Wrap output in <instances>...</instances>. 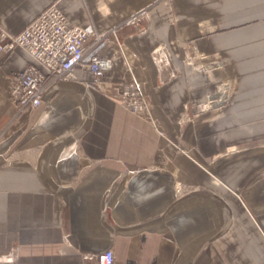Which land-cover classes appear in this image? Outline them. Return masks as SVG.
Masks as SVG:
<instances>
[{
	"label": "crops",
	"instance_id": "crops-1",
	"mask_svg": "<svg viewBox=\"0 0 264 264\" xmlns=\"http://www.w3.org/2000/svg\"><path fill=\"white\" fill-rule=\"evenodd\" d=\"M52 4L88 31L122 27L97 49L112 59L104 91L77 67L16 116L13 75L47 72L19 47L0 58V264H91L83 254L107 250L120 264H264V0H0V35ZM183 42L217 68L187 76ZM160 46L174 76L152 62ZM220 75L232 79L220 119L181 127ZM133 79L144 115L113 97ZM175 181L200 189L176 198Z\"/></svg>",
	"mask_w": 264,
	"mask_h": 264
},
{
	"label": "built area",
	"instance_id": "built-area-1",
	"mask_svg": "<svg viewBox=\"0 0 264 264\" xmlns=\"http://www.w3.org/2000/svg\"><path fill=\"white\" fill-rule=\"evenodd\" d=\"M140 15L132 17L124 25L137 24ZM122 27L118 25L110 30L100 33L88 31L81 27L72 25L63 15L59 8L52 4L40 13L20 33L0 35V58L10 55L15 48L25 50L31 58L46 70L43 74L33 65H27L12 77L9 90L10 100L13 103L16 114L25 111H33L42 103V95L50 81L75 79L73 71L77 67L86 66L92 75L89 85L101 87L103 75L112 68V60L102 57L97 49L104 44L116 42L118 44L117 32ZM195 57L192 61L183 64L186 67L199 69L206 56L192 51ZM154 55H158L159 62H156ZM188 54H185V57ZM152 62L159 70L171 69V62L164 47H156L151 53ZM124 64L128 67V62ZM179 73L178 69H172L170 74L174 76ZM123 87L118 89L117 96L119 105L131 114L144 115L148 105L143 96L140 84L133 79L130 82H123ZM216 88L215 93L207 96L204 106H217L219 111L229 103V92H222ZM203 105V104H202ZM50 103H46L43 110L48 109ZM82 260L91 264H120L116 263L111 250L99 254H83Z\"/></svg>",
	"mask_w": 264,
	"mask_h": 264
},
{
	"label": "rangeland",
	"instance_id": "rangeland-1",
	"mask_svg": "<svg viewBox=\"0 0 264 264\" xmlns=\"http://www.w3.org/2000/svg\"><path fill=\"white\" fill-rule=\"evenodd\" d=\"M182 48L184 50L182 62L186 61V63H188V62L192 61V59L195 57V55L190 50L191 43L183 42ZM192 51H193V49H192ZM185 54H188V55L185 57ZM153 57L155 58L156 62H159L162 60V59H159L158 55H154ZM124 62L125 63L128 62V64L130 63L126 58H124ZM170 62H171V60H170ZM171 66H172V63H171ZM216 66H217L216 63L215 64L204 63L201 65V67L199 69H197L196 67H194V68L187 67V69H186L187 70L186 72L188 73L187 76L193 75V74H198V73H210L213 71L214 68H217ZM171 70H172V68H171ZM102 84H101V86H102ZM122 87H123V85H121V88ZM216 88H218L220 91H222L224 93L228 92L232 88V79H228V78H225V77L220 75L219 79L216 81V83L214 85V90L212 93L206 95L205 98L203 99V101H201L200 103H198L196 105H188L185 109L186 112L184 114V117L179 122L181 124L180 125L181 127L184 125V123H190L191 125L195 126V125L203 124V123H211V122H214V121L220 119V117L222 116V110L223 109L216 111L218 109L217 106H213V107L204 106L205 105L204 100L207 99L206 98L207 96L215 93ZM103 89L104 88H101V87L99 89V88L95 87V85H89V87H86V90L87 91L89 90L91 92H101V91H104ZM140 89H141V85H140ZM119 93L120 92H118V89H115V92L113 93V97L116 100H117V96ZM229 94H230V92H229ZM147 105H148V103H147ZM148 110H150L149 105H148ZM16 115L17 114H15V116ZM158 134L160 136H164V134L162 132H158ZM80 140L81 139H78V141H80ZM178 150L180 151V149H178ZM235 151H236L235 147H230V148L225 150L226 153H231V152H235ZM214 159H215V157L204 158V161H205L206 165H211V163L213 162ZM200 167L211 176L213 185L217 186V185L222 184V182L219 181L218 178H216L214 175H212L209 172V170H207L206 167H204V166H200ZM199 189H200V187L198 185L183 184V183H180L178 181H175L174 184L172 185V191L174 192L176 198H179V196L189 195V194L193 193L194 191H198Z\"/></svg>",
	"mask_w": 264,
	"mask_h": 264
},
{
	"label": "bare ground",
	"instance_id": "bare-ground-1",
	"mask_svg": "<svg viewBox=\"0 0 264 264\" xmlns=\"http://www.w3.org/2000/svg\"><path fill=\"white\" fill-rule=\"evenodd\" d=\"M194 54V53H193ZM112 60V59H111ZM109 72V71H108ZM67 82V81H66ZM231 91V90H230ZM229 96H230V94H229ZM229 96H228V98H229ZM51 108V106L48 108V109H50ZM45 111V110H44ZM47 115V114H46ZM46 115H43L42 117H41V119L39 120V124H41V123H43L42 121L45 119V116ZM48 118V117H47ZM40 121H41V123H40ZM3 137V136H2ZM230 154V153H229ZM67 156V155H66Z\"/></svg>",
	"mask_w": 264,
	"mask_h": 264
}]
</instances>
